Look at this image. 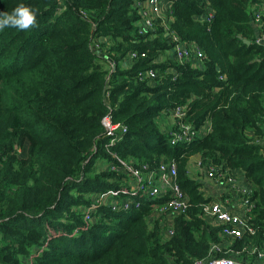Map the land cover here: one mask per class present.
I'll list each match as a JSON object with an SVG mask.
<instances>
[{
    "label": "trees",
    "instance_id": "16d2710c",
    "mask_svg": "<svg viewBox=\"0 0 264 264\" xmlns=\"http://www.w3.org/2000/svg\"><path fill=\"white\" fill-rule=\"evenodd\" d=\"M137 1L0 0V13L20 4L36 10L34 27L0 29V264L28 257L33 264H194L230 256L258 264L246 249L264 241V148L252 140L264 141V47L252 43L250 11L264 0H167L168 30L200 50L195 65L166 56L171 44L158 21L136 33ZM206 8L210 22L197 21ZM130 53L144 57L128 60ZM148 70L151 80L142 77ZM185 103L186 121L208 122L210 130L171 146L159 121ZM104 118L124 131L105 135ZM114 136L108 149L134 167L176 163L188 207L173 219L169 239L147 222L139 198L126 212L94 203L109 190L126 197L120 176L105 170L113 160L104 147ZM193 158L239 173L250 189L252 235L228 241L202 219L208 200L187 175ZM213 245L221 252H210Z\"/></svg>",
    "mask_w": 264,
    "mask_h": 264
},
{
    "label": "built area",
    "instance_id": "2783aa9c",
    "mask_svg": "<svg viewBox=\"0 0 264 264\" xmlns=\"http://www.w3.org/2000/svg\"><path fill=\"white\" fill-rule=\"evenodd\" d=\"M133 9L137 16L135 28L138 35L145 34L152 29L154 22H159L164 33L169 38V43L171 44L169 55L172 60L179 64L190 60L195 65V62L202 58V54L196 46L191 43L180 42L168 30L170 4L167 0L137 1L134 3ZM211 19L212 12L207 8L201 18H196L197 21L206 23H209ZM250 22L254 30L252 43L264 47V2H260L251 8ZM143 57V54L137 56L136 53H130L127 59L133 60ZM142 77L151 80L155 77V73L152 70H148ZM187 111L188 104L185 103L173 107L163 117L169 122V127L166 130L164 129V131L167 133L168 142L171 146L188 144L206 135L210 130L208 122L198 128L192 127L186 121ZM101 125L107 136H110L112 132L118 129V126L110 125L105 118L101 120ZM118 130L123 132L124 128L120 127ZM117 140L119 138L114 136V138L108 140L107 145L104 147L105 152L113 160L106 163L105 170L120 176V180L125 184L123 193L126 197L117 200V192L109 190L99 194L96 196L97 198L94 197V199L96 198V200L93 199L94 203L100 206L109 205L113 210L118 209L126 212L132 208L137 209L141 200H143L149 211L147 222H155L159 236L163 240L169 239L173 235V219L178 215L184 214L188 207L187 197L176 183V163L173 160H169L154 167H149L146 164L134 167L130 161L119 159L108 149ZM252 140L255 143H261L264 148V141L261 138L253 137ZM193 161L194 171L187 169V175L192 179L199 177L207 179L211 183L210 186H212L214 192L213 196L207 195L202 185L199 188L203 198L208 200L201 206L202 219L206 223L220 227L221 236L228 241L239 239L245 234L252 235L253 228L249 223V213L253 207L252 202L249 200L250 189L243 181H241V186L236 184L237 179H241L239 173L217 165L204 166L198 158H193ZM138 198L140 203L136 200ZM93 207L85 209L83 213L84 226H87L90 222V214ZM230 208H233V210L230 211ZM80 230H85V228L82 227ZM75 233L76 231L72 235ZM46 245V243H43V246ZM221 250L222 247L218 245H213L210 248V252L219 253ZM246 252L247 255L254 256L258 264H264V241L258 250L255 251L252 246H248ZM26 264H33L31 257H28ZM194 264L240 263H237L230 256L227 259L210 257Z\"/></svg>",
    "mask_w": 264,
    "mask_h": 264
},
{
    "label": "clouds",
    "instance_id": "9594fccd",
    "mask_svg": "<svg viewBox=\"0 0 264 264\" xmlns=\"http://www.w3.org/2000/svg\"><path fill=\"white\" fill-rule=\"evenodd\" d=\"M35 25L36 10L24 4L18 5L11 14L0 13V29L5 26H13L25 30Z\"/></svg>",
    "mask_w": 264,
    "mask_h": 264
},
{
    "label": "crops",
    "instance_id": "0c3cea01",
    "mask_svg": "<svg viewBox=\"0 0 264 264\" xmlns=\"http://www.w3.org/2000/svg\"><path fill=\"white\" fill-rule=\"evenodd\" d=\"M160 121H161V119H160ZM164 121H166L165 124L169 126L168 120L167 119H163V122ZM159 124H162V123L159 122ZM161 129L163 130V128H161ZM165 130H166V128H165ZM193 162H194L193 159H191V161H190V168H188L192 172L194 171V169H193ZM195 180H197V181L199 180L200 181V182L199 181L198 182L202 185V187L204 188L205 192H207V195H212V196L214 195V192L212 190V186H210L211 183L207 179H203L202 177H199V178H195ZM241 181H242L241 179H237L236 184L238 186H241L242 185V182ZM232 210H233V208H230V211H232Z\"/></svg>",
    "mask_w": 264,
    "mask_h": 264
},
{
    "label": "rangeland",
    "instance_id": "374dc122",
    "mask_svg": "<svg viewBox=\"0 0 264 264\" xmlns=\"http://www.w3.org/2000/svg\"><path fill=\"white\" fill-rule=\"evenodd\" d=\"M168 54H169V53L167 52V53H166V56H167ZM164 56H165V55H164ZM159 122L162 123V124H160V127L163 128V130H164L165 128H168V127H169L168 125L165 124L166 121L163 122V117L161 118V121H159ZM164 126H165V127H164ZM98 163H99V162H98ZM98 163H97V165H100V164H98ZM198 181H199V180H198ZM98 195H99V194L94 195L93 197H96V196H98ZM96 198H97V197H96ZM96 198H95L94 200H96ZM160 238H161V237H160Z\"/></svg>",
    "mask_w": 264,
    "mask_h": 264
},
{
    "label": "water",
    "instance_id": "95a60500",
    "mask_svg": "<svg viewBox=\"0 0 264 264\" xmlns=\"http://www.w3.org/2000/svg\"><path fill=\"white\" fill-rule=\"evenodd\" d=\"M242 42H243V44L246 45V46L249 44V42H247V41H245V40L242 41Z\"/></svg>",
    "mask_w": 264,
    "mask_h": 264
}]
</instances>
